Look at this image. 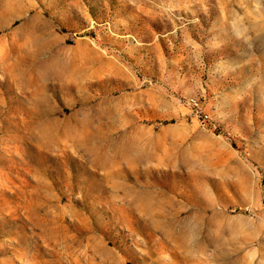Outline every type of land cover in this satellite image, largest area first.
Wrapping results in <instances>:
<instances>
[{
  "label": "rangeland",
  "instance_id": "obj_1",
  "mask_svg": "<svg viewBox=\"0 0 264 264\" xmlns=\"http://www.w3.org/2000/svg\"><path fill=\"white\" fill-rule=\"evenodd\" d=\"M0 264H264V0H0Z\"/></svg>",
  "mask_w": 264,
  "mask_h": 264
}]
</instances>
